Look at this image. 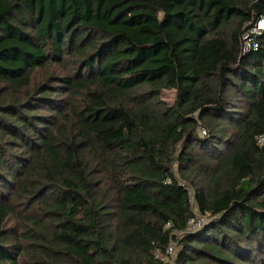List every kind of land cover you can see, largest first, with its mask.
Masks as SVG:
<instances>
[{
    "label": "trees",
    "instance_id": "16d2710c",
    "mask_svg": "<svg viewBox=\"0 0 264 264\" xmlns=\"http://www.w3.org/2000/svg\"><path fill=\"white\" fill-rule=\"evenodd\" d=\"M262 18L0 0V264H264Z\"/></svg>",
    "mask_w": 264,
    "mask_h": 264
},
{
    "label": "built area",
    "instance_id": "2783aa9c",
    "mask_svg": "<svg viewBox=\"0 0 264 264\" xmlns=\"http://www.w3.org/2000/svg\"><path fill=\"white\" fill-rule=\"evenodd\" d=\"M264 29V18L259 19L254 26V28L248 33H258L259 31ZM248 34L245 36V38L248 37ZM248 42L246 43V47L244 48L245 50L248 49L251 46V40H247ZM254 48L257 47V44L255 43ZM203 219L202 218H194L190 221L191 223V229H198L200 225L202 224ZM170 223L166 225V227H169ZM176 244L174 242H171L168 247L166 248L164 255L161 254V251L156 252V257L160 258L161 260L165 261L166 264H175V254H176Z\"/></svg>",
    "mask_w": 264,
    "mask_h": 264
},
{
    "label": "rangeland",
    "instance_id": "374dc122",
    "mask_svg": "<svg viewBox=\"0 0 264 264\" xmlns=\"http://www.w3.org/2000/svg\"><path fill=\"white\" fill-rule=\"evenodd\" d=\"M163 98H165L169 103H171L173 101V91L165 92ZM260 142L263 143V140H261ZM194 211L197 213L195 208Z\"/></svg>",
    "mask_w": 264,
    "mask_h": 264
}]
</instances>
